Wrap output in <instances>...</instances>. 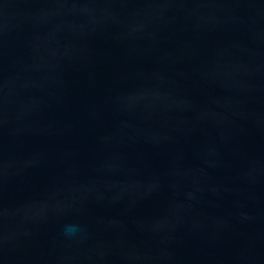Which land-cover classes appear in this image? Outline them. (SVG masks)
Instances as JSON below:
<instances>
[{
    "label": "water",
    "instance_id": "95a60500",
    "mask_svg": "<svg viewBox=\"0 0 264 264\" xmlns=\"http://www.w3.org/2000/svg\"><path fill=\"white\" fill-rule=\"evenodd\" d=\"M0 264H264V0H0Z\"/></svg>",
    "mask_w": 264,
    "mask_h": 264
},
{
    "label": "clouds",
    "instance_id": "9594fccd",
    "mask_svg": "<svg viewBox=\"0 0 264 264\" xmlns=\"http://www.w3.org/2000/svg\"><path fill=\"white\" fill-rule=\"evenodd\" d=\"M72 229H69V231H71Z\"/></svg>",
    "mask_w": 264,
    "mask_h": 264
}]
</instances>
